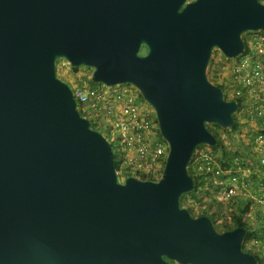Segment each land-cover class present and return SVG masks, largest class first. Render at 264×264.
I'll return each mask as SVG.
<instances>
[{
  "label": "water",
  "instance_id": "water-1",
  "mask_svg": "<svg viewBox=\"0 0 264 264\" xmlns=\"http://www.w3.org/2000/svg\"><path fill=\"white\" fill-rule=\"evenodd\" d=\"M250 32L262 0H0V264H258L246 228L181 205L196 151L218 143L208 125L239 110L208 77L213 52L239 58ZM60 60L137 88L170 147L160 179H122Z\"/></svg>",
  "mask_w": 264,
  "mask_h": 264
},
{
  "label": "built area",
  "instance_id": "built-area-1",
  "mask_svg": "<svg viewBox=\"0 0 264 264\" xmlns=\"http://www.w3.org/2000/svg\"><path fill=\"white\" fill-rule=\"evenodd\" d=\"M261 45L264 46V43ZM239 58L240 63L232 75L235 87L234 98L241 96L243 88L248 89L249 96L264 93V50L261 48L258 51L252 49L251 53ZM102 87L94 86L91 77H89V80L80 81V84L72 89L79 109L87 115L86 118L93 120L95 124L104 121L103 123L108 125L110 133L117 135V152L121 161L120 175L122 173L131 174L134 177L153 175L157 180L160 179L170 147L161 138L155 112L153 111L152 114L141 110V94L132 85ZM258 114L263 116L264 111H260ZM252 147L254 154L258 157L259 165L264 167V127L256 135ZM195 161L200 165L199 168L201 167L198 170L206 171L205 181L207 182L223 176L226 172L221 167L214 165L215 161L212 155L202 154ZM240 164V158H233L229 167L235 168ZM223 185L228 200L249 198L264 208L263 185L260 186L261 194L254 195L251 192L250 184L233 172L230 173L228 180Z\"/></svg>",
  "mask_w": 264,
  "mask_h": 264
},
{
  "label": "rangeland",
  "instance_id": "rangeland-1",
  "mask_svg": "<svg viewBox=\"0 0 264 264\" xmlns=\"http://www.w3.org/2000/svg\"><path fill=\"white\" fill-rule=\"evenodd\" d=\"M264 2V0H262ZM243 37L248 41L251 49L257 50L263 49L264 46V33L262 32H250ZM212 63L208 67V77L212 82L223 86L226 91L228 99H233L235 96V87L233 84V71L239 65L240 58L227 59L220 50L216 49L213 52L211 58ZM58 75L60 78L70 84L71 87H77L80 81L89 80L92 75V71L87 68H80L78 71H74L67 61L60 60L58 62ZM100 88H103L102 84H98ZM139 97V95H138ZM141 110L154 113L153 108L141 100ZM264 111V97L260 94L255 96H249L246 105H244L237 113V119L240 123V127L237 129L224 130L218 125H208L209 130H213L220 148L218 150L213 147L203 145L196 151L199 158L202 154L212 155L215 161L216 167H221L225 170V174L219 178H214L213 181L207 182L203 189L192 191L188 196L187 205L193 209L195 215L200 214L202 211H208L209 214H215L218 224L231 223V213L235 206H233V199L228 200L225 195V189L223 183L226 182L230 176V173H236L243 180L250 184L251 192L254 195H260V186H264V167H261L258 163V157L252 150L253 142L256 135L263 128V124L259 125V119L264 117L258 113ZM99 121L96 123L99 128V132L112 144L114 151L118 150L117 135L110 133L108 125ZM222 146V147H221ZM195 153V154H196ZM240 158L241 164L235 168L229 167V162L233 158ZM227 164V167L224 165ZM194 168L200 169L197 161L192 164ZM229 167V169H228ZM122 176V175H121ZM124 180L125 178L122 177ZM239 199V198H238ZM249 205L250 213L249 217L256 229H262L264 223V208L255 201L249 198H240ZM243 203V204H244ZM260 206V207H259ZM248 248L252 251H257L260 246L264 250V243L261 240H250L247 244Z\"/></svg>",
  "mask_w": 264,
  "mask_h": 264
},
{
  "label": "trees",
  "instance_id": "trees-1",
  "mask_svg": "<svg viewBox=\"0 0 264 264\" xmlns=\"http://www.w3.org/2000/svg\"><path fill=\"white\" fill-rule=\"evenodd\" d=\"M243 40H244V42L246 44V49H245V52H244L243 55L246 56L248 53H251L252 49H251V47H250V45H249V43H248V41L246 40L245 37H243ZM211 63H212V60H211ZM74 71H78V69H74ZM213 83L215 85H218V84H216V82H213ZM93 85L94 86H98V84H95V83H93ZM218 86L222 88L225 98L227 100H230L226 96L225 88L223 86H220V85H218ZM261 95L264 97V93H262ZM142 98L143 97L141 96L140 100H142ZM248 98H249L248 89L243 88L241 96L231 99V100L236 101L239 104L238 112L246 104V102L248 101ZM237 113H235V115H234L235 124H234L233 129H237L238 127H240V123H239V121L237 119ZM81 114L84 117H87V115L84 114L83 112H81ZM91 121H92V128L95 129V130H99L97 128V125L94 123V121L93 120H91ZM262 124L264 126V117L262 119H259V125H262ZM210 131L216 137L214 131L213 130H210ZM218 148H220V143L219 142L217 143V145L215 147H213V149L218 150ZM197 155H198L197 153L194 155V157H193V159H192V161H191V163L189 165V172L195 179V189H194V191L203 189L205 187V185L207 184V181H205L206 171H201V170H198V169L196 170L194 168V166L192 165L194 163V161L196 160ZM232 160H230L228 162L230 163V162H232ZM120 164H121V161L119 160L118 152L115 151V165H116V168L118 169L119 172H121ZM224 167H227V164H225ZM121 175L124 178L132 176L131 174H127V173H122ZM139 177L144 179V180H157V178L155 176H153V175H144V176H139ZM189 194L190 193L184 194V195L181 196V205L183 207L187 208L194 217H200V216H208V217H210L212 219V221H213V224H214L216 230L219 233H224L226 231H232V230H235V229L240 228V227L246 228L247 233H246L245 239L243 241V250L245 252L254 254L256 256V258L258 259V264H264V250L262 249V246H260L257 251H252L247 246V244H248V242L250 240H256V241L261 240V242L264 243V223H263V227H262L261 230L260 229H256L254 227V225H253V223H252V221H251V219L249 217L250 208H249L248 204L245 205V203L243 201L239 200L238 198H234L233 199V206H235V209H233V211L231 213V223H227V224L226 223H220V224H218L217 219H216V215L215 214H209L208 211H206V210L202 211L200 214L195 215L193 209L190 208L187 205L188 203H187L186 196H188Z\"/></svg>",
  "mask_w": 264,
  "mask_h": 264
},
{
  "label": "flooded vegetation",
  "instance_id": "flooded-vegetation-1",
  "mask_svg": "<svg viewBox=\"0 0 264 264\" xmlns=\"http://www.w3.org/2000/svg\"><path fill=\"white\" fill-rule=\"evenodd\" d=\"M196 0H188V2H195Z\"/></svg>",
  "mask_w": 264,
  "mask_h": 264
}]
</instances>
